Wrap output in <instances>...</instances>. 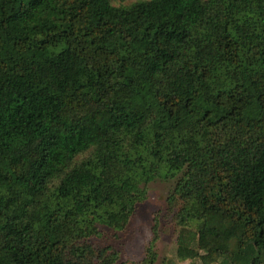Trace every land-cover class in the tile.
I'll return each mask as SVG.
<instances>
[{
    "label": "trees",
    "instance_id": "obj_1",
    "mask_svg": "<svg viewBox=\"0 0 264 264\" xmlns=\"http://www.w3.org/2000/svg\"><path fill=\"white\" fill-rule=\"evenodd\" d=\"M156 177L188 260L264 264V0H0V264H115Z\"/></svg>",
    "mask_w": 264,
    "mask_h": 264
},
{
    "label": "rangeland",
    "instance_id": "obj_2",
    "mask_svg": "<svg viewBox=\"0 0 264 264\" xmlns=\"http://www.w3.org/2000/svg\"><path fill=\"white\" fill-rule=\"evenodd\" d=\"M112 6H126L144 0H108ZM173 180L156 177L145 188L144 199L136 205L126 225L119 230L97 227V235L86 242L94 249H105L107 254L116 256L115 264H136L144 253V248L152 238L155 224L156 241L154 264H199L188 260L185 251L176 245L178 228L173 216L179 208L177 201L169 199Z\"/></svg>",
    "mask_w": 264,
    "mask_h": 264
}]
</instances>
